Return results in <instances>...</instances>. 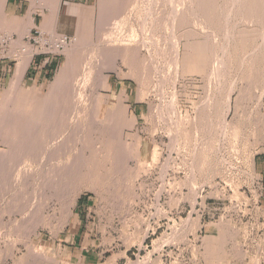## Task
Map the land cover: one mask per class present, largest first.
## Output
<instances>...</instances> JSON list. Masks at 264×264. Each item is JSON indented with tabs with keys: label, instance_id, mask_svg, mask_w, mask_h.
<instances>
[{
	"label": "rangeland",
	"instance_id": "374dc122",
	"mask_svg": "<svg viewBox=\"0 0 264 264\" xmlns=\"http://www.w3.org/2000/svg\"><path fill=\"white\" fill-rule=\"evenodd\" d=\"M243 2L94 0L44 82L0 8V264H264V0Z\"/></svg>",
	"mask_w": 264,
	"mask_h": 264
},
{
	"label": "crops",
	"instance_id": "0c3cea01",
	"mask_svg": "<svg viewBox=\"0 0 264 264\" xmlns=\"http://www.w3.org/2000/svg\"><path fill=\"white\" fill-rule=\"evenodd\" d=\"M48 1L50 0H6L4 10L7 15L12 17L11 22L14 23V29L19 33V35L16 34L18 38L21 36L22 39H25L37 28L51 38L63 35L75 37L74 32L78 28L77 24L79 25L82 19H87L90 7L93 6L91 3L94 2V0H59V5L54 10L48 5ZM51 2L53 3V0ZM72 24H75L74 30L70 29ZM24 61L28 63L20 64L18 67V71L23 72L22 77L41 79L43 82L49 80L58 67V57L56 56L47 57L34 54L30 59L25 57ZM18 63L19 61L11 64L13 75L16 74ZM134 109L136 112L140 111L137 102ZM261 163L263 166L264 160Z\"/></svg>",
	"mask_w": 264,
	"mask_h": 264
},
{
	"label": "bare ground",
	"instance_id": "6f19581e",
	"mask_svg": "<svg viewBox=\"0 0 264 264\" xmlns=\"http://www.w3.org/2000/svg\"><path fill=\"white\" fill-rule=\"evenodd\" d=\"M4 1H5V0H0V8L3 7V5H4ZM53 2H54V0H53ZM57 2H59V0H57ZM249 2H251V0H244L243 5H244L245 8L249 7V12H250V11H251L250 8L252 7L253 9H252V8H251V9L254 10V7H253V6L250 7V4H251V3L249 4ZM253 2H255V0H253ZM261 2H262V0H260V3H261ZM48 3H49V5H50V4H53V3L51 2V0L48 1ZM255 3H256V2H255ZM54 4H56V3H54ZM261 4H262V3H261ZM261 4H260V5H261ZM56 5H57V4H56ZM252 5H254V4H252ZM257 5H258V4H257ZM53 6H54V5H53ZM53 6H51V7H53ZM256 7H257V6H256ZM257 8H258V7H257ZM246 10H248V9H246ZM257 10H259V8H258ZM255 12H256V10H255ZM249 14H251V12H250ZM253 14H254V13H253ZM23 22H24V21H23ZM70 26H71V24H70ZM74 27H75V26L72 25V27H70V29H71V30H74ZM77 27H78V24H77ZM66 29H67V28H66ZM68 30H69V29H68ZM78 31H79V28H76V30H75V34H78V38H76V39L74 38V39L76 40V43H75L74 46H76V47H77V45H78V44L81 42V40H82V38L79 39V33H78ZM23 32H24V31H23ZM262 34H263V37H264V33H262ZM76 36H77V35H76ZM77 40H78V41H77ZM206 44H207V43H206ZM73 48H74V47H73ZM77 48H78V47H77ZM197 48H200V46H197V47L194 48V49H197ZM206 48H207V47H206ZM71 49H72V48H71ZM77 50H80V49H77ZM26 52H27V51H26ZM99 53H100V52H99ZM206 53H207V52H206ZM27 54H28V53H27ZM190 54H191V53H190ZM33 55H34V54H33ZM118 55H119V54H118ZM193 56H194V55H193ZM26 58L30 59V58H31V54L29 53V54L26 56ZM206 61H207V60H206ZM199 63L201 64V61H200ZM199 63H198V64H199ZM193 64H194V62H193V60H192V61H191V64H189V65H191L190 67H193V66H194ZM198 64H197V65H198ZM184 65H185V64H184ZM187 66H188V65H187ZM188 68H189V67H188ZM185 69H186V67H185ZM188 70H189V69H188ZM37 102H38V101H37ZM60 102H61V101H59V103H60ZM58 106H59V105H58ZM58 106H57V107H58ZM67 108H68V107H67ZM59 110H60V109L58 108V111H59ZM54 112H55V111H54ZM42 114H43V113H42ZM54 114H55V113H54ZM42 116H43V115H42ZM56 117H57V115H56ZM43 118H44V117H43ZM14 119H15V117H10L9 115H7V116H5V117L3 118V121H2V122H4V121H5V122H6V121H11V122H12V120H14ZM71 119H72V117H71ZM77 120H78V119H77ZM40 121H41V120H40ZM44 124H45V123H44ZM10 125H11V124H10ZM46 125H47V124H46ZM80 125H81V124H80ZM41 126L43 127L44 125L42 124ZM49 126H51V125H49ZM58 127H59V126H58ZM10 128H11V127H10ZM10 128L7 129V130H6L5 132H3L2 134H0V137H1L0 139H2V141H5V139H7L8 136L10 135V131H11ZM43 128H44V127H43ZM43 128H42V130H43ZM47 128H48V126H47ZM50 128H51V127H50ZM48 129H49V128H48ZM48 129H47V130H48ZM42 130H41V131H42ZM44 130H45V129H44ZM41 131H40V132H41ZM50 131H52V130H50ZM79 131H80V130H79ZM44 132H45V131H44ZM51 133H52V132H51ZM35 134H36V132H35ZM49 136H50V135H49ZM29 137H30V136H29ZM56 137H57V136H56ZM59 138L62 139V135H61V137H59ZM59 138H58V139H59ZM3 139H4V140H3ZM34 139H35V138H34ZM9 140H10V139H9ZM35 140H37V137H36ZM56 140H57V139H56ZM68 140H69V139H68ZM61 141H62V140H61ZM7 143H8V142H7ZM53 143H54V142H53ZM57 143H59V142H57ZM28 144H29V143H28ZM39 144H40V143H39ZM39 144H38V146H39ZM54 144H55V143H54ZM60 144H61V143H59L58 145L61 146ZM9 145H10V144H9ZM29 145H30V144H29ZM40 145H41V144H40ZM46 146H47V145H46ZM46 146H45V147H46ZM56 146H57V145H56ZM13 148H14V147H13ZM48 148H50V146H49V147L47 146V149H48ZM34 149H35V148L32 149L31 147H28V148H25L24 150L34 151ZM44 149H45V148H44ZM55 149H56V147H55ZM55 149H53V150H55ZM57 149H60V147H58ZM53 150H51V152H52ZM10 151H11V149H10ZM41 151H44V150H41ZM55 151H56V150H55ZM8 152H9V150L6 151V153H4V154H3V153L0 154V168H1V164H2L4 161H6L7 156H8V154H9ZM47 152L50 153L49 150H48ZM53 152H54V151H53ZM7 153H8V154H7ZM40 153L43 155V152H40ZM48 153H47V154H48ZM54 153H56V152H54ZM52 154H53V153H52ZM29 155H30V154H29ZM44 155H45V154H44ZM52 156H53V155H52ZM27 157H28V156H27ZM40 157H41V156H40ZM42 157H43V156H42ZM80 158H81V156H80ZM42 159H43V158H42ZM42 159H41V160H42ZM26 160H27V159H26ZM28 160H29V159H28ZM45 160H46V158H45ZM81 160H82V159H81ZM81 160H80V161H81ZM24 161H25V158H24ZM39 161H40V160H39ZM76 161H77V160H76ZM31 162L33 163V160H31ZM37 162H38V161H37ZM37 162H36V163H37ZM44 162H45V161H44ZM74 162H75V161H74ZM70 163H71V162H70ZM78 163H80L79 160H78ZM81 163L83 164V162H81ZM68 165H69V164H68ZM71 165H72V164H71ZM69 166H70V165H69ZM69 166H68V167H69ZM75 166H76V165H75ZM79 166H80V165H79ZM85 166H86V165H85ZM54 167H55V166H54ZM57 167L61 168L60 166H57ZM57 167H56V168H57ZM64 167H65V166H64ZM68 167H67V168H68ZM76 167H77V166H76ZM76 167H74V168H75V169H74L75 171H76V169H77ZM56 168H55V169H56ZM71 168H72V167H71ZM62 169H63V167H62ZM64 169H65V168H64ZM69 170H70V167H69ZM71 170H72V169H71ZM71 170H70V171H71ZM74 170H73V171H74ZM0 171H1V170H0ZM52 171H53V170H52ZM57 171H58V170H57ZM60 172H61V171H60ZM68 172H69V171H68ZM56 173H57V172L55 171V174H56ZM78 173H79V172H78ZM59 174H60V173H59ZM62 174H63V172H62ZM64 174H66V173H64ZM70 174H71V173H70ZM78 175H79V174H78ZM57 176H58V174H57ZM61 176H62V175H61ZM70 176H71V175H70ZM62 177H63V176H62ZM58 178H59V176H58ZM58 178H57V179H58ZM69 178H70V177H69ZM74 178H75V177H74ZM76 178H77V177H76ZM25 179H26V178H25ZM65 179H66V178H65ZM1 180H2V178L0 179V181H1ZM28 180H29V179H28ZM54 180H55V179H54ZM52 181H53V179H52ZM59 181H60V180H59ZM63 181H64V180H63ZM55 182H56V181H55ZM73 182H74V181H73ZM73 182H72V183H73ZM46 183H47V181H46ZM49 183H50V181H49ZM53 183H54V182H53ZM67 183H69V181H68ZM56 184H58V181H57ZM60 184H61V183H60ZM64 184H65V183H64ZM70 185H72V184L70 183ZM47 186H49V185H47ZM50 186H52V184H50ZM53 186H54L53 188H55V185H54V184H53ZM56 186H57V185H56ZM62 187H63V186H62ZM55 189H56V188H55ZM59 189H60V186H59ZM59 189H56V190L58 191ZM53 191H55V190H53ZM53 193H54V192H53ZM55 194H56V193H55Z\"/></svg>",
	"mask_w": 264,
	"mask_h": 264
},
{
	"label": "built area",
	"instance_id": "2783aa9c",
	"mask_svg": "<svg viewBox=\"0 0 264 264\" xmlns=\"http://www.w3.org/2000/svg\"><path fill=\"white\" fill-rule=\"evenodd\" d=\"M29 40L37 44L38 47L40 46L41 49H44L39 53H36L35 55H58L59 52L63 51L73 41L70 35H63L58 38H51L38 28L35 29L33 33H31V37H29ZM18 57L19 53H14L8 58L17 62ZM258 185L259 188H261L262 190V196H264V180H259ZM255 204H257V206L255 207H260L259 201H257Z\"/></svg>",
	"mask_w": 264,
	"mask_h": 264
}]
</instances>
